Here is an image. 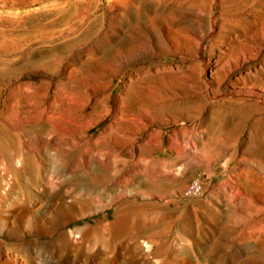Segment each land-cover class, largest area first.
Here are the masks:
<instances>
[{"label":"rangeland","instance_id":"obj_1","mask_svg":"<svg viewBox=\"0 0 264 264\" xmlns=\"http://www.w3.org/2000/svg\"><path fill=\"white\" fill-rule=\"evenodd\" d=\"M263 25L264 0H0V264H264V230H245L260 201L264 108L241 105L264 84ZM120 100L149 114L141 152L110 168L92 141L121 149ZM79 105L89 137L43 150L54 138L37 126L58 122L47 113L76 118ZM32 148L43 162L25 171ZM158 169L168 178L151 179ZM195 177L204 191L186 197ZM238 184L253 199L227 201ZM31 210L41 222L26 229L18 213Z\"/></svg>","mask_w":264,"mask_h":264},{"label":"bare ground","instance_id":"obj_2","mask_svg":"<svg viewBox=\"0 0 264 264\" xmlns=\"http://www.w3.org/2000/svg\"><path fill=\"white\" fill-rule=\"evenodd\" d=\"M116 14H117V16H119L118 14H121L119 9L117 10ZM212 18H210V19H212V25L211 26H212V28H215L214 30H216L218 28V25H219L218 24L219 23V19L217 17H215V16L212 17ZM262 28H263V30H262ZM262 28H261V30H262L261 37H257V40H258L257 42L260 43V44L263 43L262 37L264 36V25L262 26ZM231 31H232V34H233V38L236 39V40H239L240 54L237 55L236 57L243 59L244 56L249 54V50H248L247 45H246L247 41L244 40V38H242L241 34L238 32L237 29L232 28ZM200 44H201V39H199V38L196 39V47L198 49L200 47ZM231 56H234L233 52L231 53ZM231 59L228 60L227 62H222V63L221 62L220 63L217 62V63L219 64L220 67H223V68L227 69V65H229V62L231 61ZM261 87H262L261 88V90H262L261 92H249L247 94V96H246V99L244 98L243 100H241V105L246 106L248 109H250V108L257 109V110L263 109L264 108V84L261 85ZM252 97H254L255 100H253ZM72 98H74V97H72ZM72 101H74V100H72ZM53 103H54V101H52V104ZM86 109H87L86 105H79V106L75 107L74 115L76 116V118H74V117L71 118V114L68 113L67 109H64V110L52 109V110H50L47 113V115H46L47 119H49V120L57 119L58 122L55 123V122H53L51 120L50 124H47V125L45 124L48 127H46L44 124L37 126L38 130H40V129L41 130L48 129V132H49L48 135L50 134L54 138L52 140H49L50 142L47 145H43L42 146L43 150L47 151L50 148V149L54 150L55 152L76 151L81 146L80 143L83 142V139H87L89 137V133L88 132L91 129V127L94 125V122L90 123V122H92V120H88L89 123H87V124L82 122V119H84V117H85ZM148 114H149V111H147V109L146 110L143 109L142 107H139L138 111H135V112L132 111V110L130 111L129 109H126L124 107L122 101L120 100L118 105L116 106V114H115V121H114L116 129H114V130H115V132L118 133V135H122V138H125V140H123L124 143L121 145V147H120L121 149L120 150H116L112 146H110L108 148H106V147L105 148L104 147L101 148L99 146V144L101 142L102 135H98V136L94 137L92 142H93V144L95 146L94 149H93V153H94V157H95V159H94L95 163L98 164V160H100L101 157H105L106 161L103 162L104 166H109L110 168H113V167L117 166V164L119 163L120 160H122L121 157H122V154H123L124 151L125 152L126 151H132V150H134L136 148H139V150H140L141 149L140 145L134 146V144L138 143L137 136L141 132V130L146 126V121L144 120V118ZM123 122H125L127 124V126L121 125V123H123ZM8 134H10L9 131H8ZM158 139H159L160 142H162V138H161L160 134L158 136ZM127 141H130L131 144L129 145V143H127ZM4 142L5 143L2 144L3 148H5L6 145H8V144L13 143V140L12 139L10 140V138L7 136V137H4ZM9 146H11V145H9ZM159 146H160V144H159ZM32 149H33V151H30V150L28 151L27 150V151H24V153H23V159H24L23 170H25V171H27V165L28 164H30V165H32L34 167H37V168H41V163L43 162V161H40V159L37 156L38 151L36 149H34V148H32ZM140 152H141V150H140ZM140 156H141V158H143V154L140 155ZM14 160H15V164H16V162H17V164L19 163V161H17V159L12 156L10 158V161H9L10 164H12L14 162ZM91 165H92V163L90 161H88L86 163V167H88V168L91 167ZM180 165H181V163H180ZM160 169L156 170L157 172L154 171L155 173L151 174L150 178L153 179L154 181H158L160 179H165V178L167 179L168 177L165 174V172L163 170L161 171ZM21 171H22V169L19 168V167H16L14 169V173H15L14 177H15V179L17 178V175ZM8 172H9L8 170L4 171L3 172L4 173L3 177H6L8 175ZM46 179H47V181L49 182L50 185L53 186L54 184H56L55 178L47 177ZM2 180L3 179H1V181ZM257 188L259 189V193H260L259 194L260 195V201L258 203H256L257 201L254 203V206L256 207L257 211L255 213V216L245 226V230L247 232H249L250 230H253V228L255 230H258V231H263L264 230V174L260 178L259 185H257V186L253 185L252 186V189H257ZM128 192L129 191H127V190H122L120 196L124 197V196H126V194H128ZM254 194H255V192H254ZM245 195L246 194L243 193V189H242V186H240V184L233 185L230 188V194L226 197V200L230 202V200H233L234 198H236L237 200H241L242 198L243 199L246 198L248 200L253 199V198H251V196H247L246 197ZM250 203L252 204V202H250ZM46 213L49 215V217H53L54 218V214H53V212H50V210H48ZM18 215H19L18 216L19 219L21 220V222L23 223V225H24V227L26 229L34 228L35 226H38L37 222H41L40 219H39V215L40 214L38 215V214L34 213L33 210H31L30 212H27V211L19 212ZM5 221H6V219H5ZM5 221L0 222V230L2 228L3 229H7V227L9 228L10 225L7 226L6 225L7 222H5ZM9 224L15 226V222L12 221V220H10Z\"/></svg>","mask_w":264,"mask_h":264},{"label":"built area","instance_id":"obj_3","mask_svg":"<svg viewBox=\"0 0 264 264\" xmlns=\"http://www.w3.org/2000/svg\"><path fill=\"white\" fill-rule=\"evenodd\" d=\"M203 191H204V184L202 182V179L200 177H195L186 187L184 191V195L186 197H193L202 194Z\"/></svg>","mask_w":264,"mask_h":264}]
</instances>
